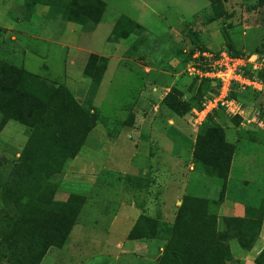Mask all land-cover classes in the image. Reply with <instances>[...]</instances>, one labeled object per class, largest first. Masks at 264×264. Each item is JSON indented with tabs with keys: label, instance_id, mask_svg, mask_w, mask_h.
I'll return each mask as SVG.
<instances>
[{
	"label": "rangeland",
	"instance_id": "obj_1",
	"mask_svg": "<svg viewBox=\"0 0 264 264\" xmlns=\"http://www.w3.org/2000/svg\"><path fill=\"white\" fill-rule=\"evenodd\" d=\"M103 1L105 9L100 22L84 27L78 36L80 27L70 28L71 36L67 35L65 26L70 23L59 18L41 16L39 21H20L15 28L31 35L20 51L9 53L0 27L1 59L16 66H23L24 61L27 71L66 86L79 104L97 113L96 126L76 155L77 162L69 161L65 170L51 178L57 185L53 199L64 201L71 194H79L85 202L63 246L48 248L38 264H158L169 236L168 228L160 227L157 237L133 243L127 239L132 221L144 213L170 226L179 210L175 201L183 194L216 199L221 191L219 181L208 176L203 166L195 165L194 171L188 169L192 143L187 136L191 131L196 139L201 130L222 128L225 139L235 147L224 191L226 202L222 197L223 202L215 210L218 232L222 233L225 216H235L224 206H257L264 200V90L246 88L236 94L243 108L242 117L233 118L216 109L196 128L190 114L197 105L193 95L202 79L196 71L207 69L221 52L242 57L257 54L264 69V5H258L257 0H225L227 16L211 21L213 12L208 0ZM39 8L40 14L47 9ZM122 15L141 25L142 32L105 40ZM72 47L94 52H73ZM204 52L209 57H204ZM87 54L108 60L102 83L94 93L90 80L83 75ZM173 89L180 92L177 96L186 104L191 103V110L183 116L174 115L162 104L163 97ZM213 90L211 85L209 91ZM172 118L176 121L173 125L168 122ZM144 127L150 130L148 135L132 132L133 128ZM30 132V127L18 121L6 123L0 132V176L16 161ZM41 151L48 155L46 158L53 156L49 155L50 149ZM115 156L117 159L113 160ZM125 160L128 166L122 163ZM84 163L90 166L93 186L80 183L84 182L80 181V166ZM102 165L97 179V167ZM134 166L141 170L139 176L131 178L134 181L130 185L125 176ZM146 183L143 189L151 194L134 196L135 187ZM168 183L177 187L173 185L176 190L166 193L169 204L163 215L159 188ZM125 188L129 191L125 192ZM131 201L135 207L127 206ZM3 207L6 206L0 199V208ZM220 242L229 248L222 264H255V257L264 251V222L250 251L241 249L237 239L228 235Z\"/></svg>",
	"mask_w": 264,
	"mask_h": 264
},
{
	"label": "trees",
	"instance_id": "obj_2",
	"mask_svg": "<svg viewBox=\"0 0 264 264\" xmlns=\"http://www.w3.org/2000/svg\"><path fill=\"white\" fill-rule=\"evenodd\" d=\"M224 1L208 0L213 12L211 21L227 16ZM25 2L27 7L36 3L45 5L53 17L59 16L64 21L88 28L101 20L105 9L102 0ZM257 3L264 5V0H257ZM142 30L141 25L122 15L107 40L124 38ZM228 45L233 51L231 42ZM107 64L106 58L95 54H90L87 59L83 75L90 80L93 93L102 81ZM256 75L264 82V69L257 71ZM200 80L193 95L196 107L211 90L209 79ZM177 94L180 92L175 89L168 92L162 104L183 116L191 110V103L186 104ZM9 120L30 127L31 132L16 161L6 174L0 176V199L6 206L0 208V262L38 264L48 248L63 246L85 202V198L78 194H71L64 201L53 199L57 185L51 178L65 170L66 163L80 151L96 126L97 113L91 107L79 104L66 86L57 85L0 58V132ZM200 132L195 139L192 161L219 181L221 191L217 198L184 196L170 226L142 213L127 236L131 240L152 239L157 237L156 231L160 227L168 228L169 236L158 264H222V257L228 255L229 248L220 242V238L228 235V238L237 239L241 249L250 251L260 236L264 200L257 206L246 204L242 217L225 216L222 233L217 231L215 210L225 194L235 147L225 139L222 128ZM43 149H50L49 155L53 156L46 158L48 155L41 151ZM254 262L264 264L263 250Z\"/></svg>",
	"mask_w": 264,
	"mask_h": 264
},
{
	"label": "crops",
	"instance_id": "obj_3",
	"mask_svg": "<svg viewBox=\"0 0 264 264\" xmlns=\"http://www.w3.org/2000/svg\"><path fill=\"white\" fill-rule=\"evenodd\" d=\"M26 0H2L0 2V27L2 29L1 33L2 35H4V41H5V44L8 43V46L10 48V51L9 53H12L13 51L16 52L17 50H21V45L24 44V43H28V41L30 40L29 38L31 37L30 33L26 32V31H19L17 30V28H15V26L17 25V23H19L20 21L21 22H31L32 20H34V18L37 19V21L40 20L39 17L41 16H51L53 17L52 15H50V11L48 9L47 6L45 5H41L39 3H36L34 6H30V7H27L28 5L26 4L25 2ZM103 1V0H102ZM104 2V1H103ZM105 3V2H104ZM47 7V9L44 11L43 14H40V12L42 11L41 8L39 7ZM55 18H59L61 19V17H55ZM62 21H64L63 19H61ZM65 23H70V24H67V26H65V33L68 35L71 36V32H70V28L72 27H80V30L79 32L77 31L76 34L77 36L80 35L81 33H83V31H81L82 29L84 30V27H87V26H83L81 24H78V23H74V22H71V21H64ZM100 22V21H99ZM98 22V23H99ZM73 23V24H72ZM96 23V25L98 24ZM74 24H77V25H74ZM115 24V23H114ZM79 25V26H78ZM114 26V25H113ZM94 27V26H93ZM113 28V27H112ZM112 30V29H111ZM110 30V32H111ZM81 32V33H80ZM110 34V33H109ZM109 34L107 35V37L109 36ZM35 37V36H34ZM107 37L105 38V40H107ZM63 46L66 47V44L61 41V43ZM4 45V44H3ZM76 47V46H75ZM75 47H72V50L73 52H77L78 48H75ZM13 49V50H12ZM84 51V50H87L89 52H94L92 51V49L88 48V49H81V50H78V51ZM25 51L26 53L28 52V50H23ZM32 52V51H30ZM8 53V55H9ZM17 54V53H16ZM7 55V56H8ZM81 56V55H80ZM82 57V56H81ZM89 57V54H87L85 57H84V62H83V70H84V67L86 65V62H87V59ZM25 58V57H24ZM73 63V61H70V64ZM22 65L24 66V61L22 63ZM22 66V67H23ZM24 68V67H23ZM25 69V68H24ZM26 70V69H25ZM30 72V71H28ZM32 73V72H31ZM34 74V73H33ZM105 74V73H104ZM37 75V74H36ZM40 76V75H39ZM43 77V76H42ZM103 80V79H102ZM102 83V81H101ZM100 83V84H101ZM170 110V109H169ZM137 110H134L132 112H135L136 113ZM171 111V110H170ZM174 115H176L174 112H172ZM177 116V115H176ZM179 117V116H178ZM168 122L175 124L176 121L172 118V119H168ZM130 124V123H129ZM176 127V126H175ZM138 131H140L143 135H146L147 133H149V129L148 127H144L143 129H135L133 128V133L135 134H138ZM130 132V131H129ZM139 135V134H138ZM148 135V134H147ZM128 137L130 136V134L127 135ZM131 137V136H130ZM190 140H191V149H190V156L188 158V169L191 170V171H194L196 166L195 164L193 163L192 161V157H193V145H194V142H195V136L192 135V131L188 133V136H187ZM84 145V144H83ZM83 149V146L81 147ZM82 149L80 151H82ZM121 151V150H120ZM78 154V153H77ZM77 156L74 157V161L77 162ZM100 159V158H97V160ZM117 159L116 156L113 158V160ZM72 160V161H73ZM120 161H123L122 159ZM119 161V162H120ZM99 162V161H98ZM110 162V161H109ZM113 162H116V161H113ZM101 163V162H100ZM98 163V165L100 164ZM118 163V162H116ZM123 164L127 165L128 164V161L125 160L124 162H122ZM102 164V163H101ZM128 166V165H127ZM89 165H86L85 163L84 164H81L80 168L82 169V172L80 174V181H84L83 183H81V185H85L87 184V186H93V180L90 179L89 175L91 174L89 172ZM93 167V166H92ZM91 167V168H92ZM104 165L100 166L99 168L97 167V171H96V178L98 179L99 177V174H100V168H103ZM130 171L132 173H129L130 171H128V174L125 176V178L127 179V181L129 182V184L131 185L132 183L130 182H133L134 180H132L131 178H134V177H137L139 176L138 172L141 170L140 167H137V166H134V167H129ZM127 167L125 168V170H129ZM98 176V177H97ZM151 178V177H150ZM228 178H229V175H228ZM152 180V178H151ZM228 180V179H227ZM153 181V180H152ZM91 183V184H89ZM174 185V184H173ZM173 185H171L170 183L168 184H165L164 186H161L159 189L162 190V194H161V210L163 212V215L165 214V210H166V207L167 205L169 204V199H168V193H169V190L171 189L172 191L176 190V187H174ZM147 186V183L145 185H141V187L139 186V188L135 187V194L134 196L136 195H141V194H145V195H150L151 193H147V190L146 189H143L144 187L146 188ZM152 187V185H151ZM151 187L148 188V192L151 191ZM173 187V188H172ZM165 188V189H164ZM146 190V192H145ZM124 191H129V189H124ZM145 192V193H143ZM167 193V194H166ZM79 195V194H78ZM184 195V194H183ZM183 195L181 198L179 199H175L176 203L175 205L177 206V209H179L181 203H182V200H183ZM186 196V194L184 195ZM192 196V195H190ZM226 192L224 194V202H226ZM206 199H209V198H206ZM223 202V201H221ZM127 206H131V207H135V202H130ZM244 206H238V207H235V206H224V209H231V212H230V215H235V216H238V217H242L244 215ZM223 207V203H222V206H220V208ZM125 218H128L127 214L125 215ZM138 216L132 221V227L134 226L136 220H137ZM163 222V221H162ZM131 227V229H132ZM128 236V235H127ZM128 239V237H127ZM137 240H144V239H135V240H130V242H136ZM146 240V239H145Z\"/></svg>",
	"mask_w": 264,
	"mask_h": 264
},
{
	"label": "built area",
	"instance_id": "obj_4",
	"mask_svg": "<svg viewBox=\"0 0 264 264\" xmlns=\"http://www.w3.org/2000/svg\"><path fill=\"white\" fill-rule=\"evenodd\" d=\"M202 55L209 57L205 52ZM262 61L257 54L242 57L223 51L219 58L210 61L207 69L196 71L199 78L210 80L214 90L206 93L200 105L191 110L192 124L198 128L216 109L223 110L233 118L242 117L243 108L236 94H241L246 88L264 90V82L256 75L262 69Z\"/></svg>",
	"mask_w": 264,
	"mask_h": 264
}]
</instances>
